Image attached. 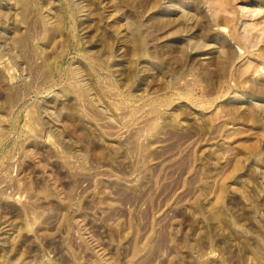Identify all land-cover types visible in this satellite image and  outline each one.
<instances>
[{"label": "rangeland", "instance_id": "374dc122", "mask_svg": "<svg viewBox=\"0 0 264 264\" xmlns=\"http://www.w3.org/2000/svg\"><path fill=\"white\" fill-rule=\"evenodd\" d=\"M0 264H264V0H0Z\"/></svg>", "mask_w": 264, "mask_h": 264}]
</instances>
